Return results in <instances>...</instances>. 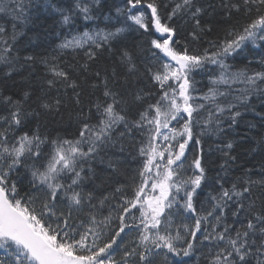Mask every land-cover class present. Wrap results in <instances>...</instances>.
I'll list each match as a JSON object with an SVG mask.
<instances>
[{
	"label": "snow or ice",
	"instance_id": "snow-or-ice-1",
	"mask_svg": "<svg viewBox=\"0 0 264 264\" xmlns=\"http://www.w3.org/2000/svg\"><path fill=\"white\" fill-rule=\"evenodd\" d=\"M0 264H264V0H0Z\"/></svg>",
	"mask_w": 264,
	"mask_h": 264
},
{
	"label": "trees",
	"instance_id": "trees-1",
	"mask_svg": "<svg viewBox=\"0 0 264 264\" xmlns=\"http://www.w3.org/2000/svg\"><path fill=\"white\" fill-rule=\"evenodd\" d=\"M200 77L199 76H197V79H199Z\"/></svg>",
	"mask_w": 264,
	"mask_h": 264
}]
</instances>
